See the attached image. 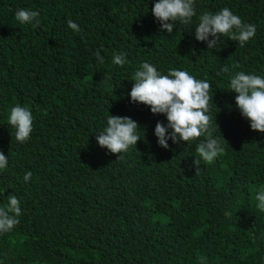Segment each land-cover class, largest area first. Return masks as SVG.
<instances>
[{
    "label": "trees",
    "instance_id": "16d2710c",
    "mask_svg": "<svg viewBox=\"0 0 264 264\" xmlns=\"http://www.w3.org/2000/svg\"><path fill=\"white\" fill-rule=\"evenodd\" d=\"M151 7L152 0H0V153L8 158L0 204L11 193L21 208L19 223L0 233V264L264 261V213L254 199L264 188V133L249 129L227 87L236 71L264 74V0H195L197 15L227 7L255 25L243 46L218 35L212 49L194 39L196 17L168 34ZM20 8L38 11L40 24L19 25ZM121 51L128 62L113 65ZM143 61L209 82L210 123L225 140L211 163L193 164L197 140L156 145L153 128L164 116L127 95ZM16 104L33 116L23 143L6 120ZM108 113L141 128L125 152L96 144Z\"/></svg>",
    "mask_w": 264,
    "mask_h": 264
},
{
    "label": "clouds",
    "instance_id": "9594fccd",
    "mask_svg": "<svg viewBox=\"0 0 264 264\" xmlns=\"http://www.w3.org/2000/svg\"><path fill=\"white\" fill-rule=\"evenodd\" d=\"M151 14L159 24L160 31L166 30L168 34L173 32L177 22L188 25L196 17L194 39L207 42L208 49L216 46L218 35L227 36L243 46L256 32L254 24L243 23L227 7L197 15L195 0H152ZM14 19L19 25L35 27L40 24V15L36 10L17 9ZM66 23L73 32L80 31L78 24L72 20ZM209 37L212 39L209 40ZM94 55L100 64L104 63L99 51ZM111 62L116 66L126 64V53H113ZM221 71L228 72V68L224 67ZM105 79H110V76L106 74ZM131 81L133 83L127 93L129 102L143 104L152 114H162L166 120V123L157 121L153 128L158 147L168 149L169 140L172 144L197 140L195 152L199 159L193 160L194 165H199L201 161L211 163L221 154L225 140L214 135L217 125L213 127L210 123L209 100L213 96L209 95L210 84L206 79H198L188 71L174 67L162 73L153 63L143 61L134 71ZM227 87L235 93V109L247 121L249 129L264 133V74L236 71L229 76ZM6 120L14 130L16 142L28 140L33 130V116L26 106H11ZM140 129L130 117L108 113L104 126L96 133L95 141L109 153H122L136 145L140 139ZM260 161L264 164V159ZM7 164L8 158L0 153V170L5 169ZM31 175L30 171L25 172L23 181L27 183ZM254 199L255 208L264 213V188L255 192ZM20 215V201L15 195L8 194L6 202L0 204V233L11 231L19 223Z\"/></svg>",
    "mask_w": 264,
    "mask_h": 264
}]
</instances>
